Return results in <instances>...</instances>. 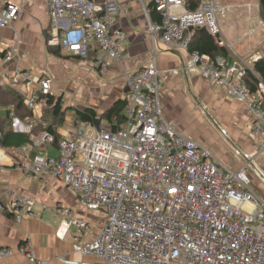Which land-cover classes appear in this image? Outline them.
<instances>
[{
    "label": "built area",
    "instance_id": "2783aa9c",
    "mask_svg": "<svg viewBox=\"0 0 264 264\" xmlns=\"http://www.w3.org/2000/svg\"><path fill=\"white\" fill-rule=\"evenodd\" d=\"M149 1L159 15V22L149 24L152 42L177 44L187 51L197 29L220 38L216 14L225 6L215 0H198L194 10L186 9L185 0ZM45 2L51 25L48 47L80 60H87L90 50L97 48L102 57L93 69L100 73L108 59H119L116 45L123 35L111 32L119 13L115 0ZM17 11L13 5L0 10V28L17 19ZM12 53L3 56V62ZM154 67L152 60L138 72L124 73V121L119 127L113 129L106 122L80 125L59 139L56 156L33 159L31 175L52 176L78 196L87 211H105L106 222L98 235L78 246L82 255L101 264H264V201L245 173L252 155L235 150L245 165L227 170L209 151L166 124L160 115ZM186 69L209 79L210 85L225 86L252 116V132L264 142V84L258 83V93H251L243 84L247 70L197 51L190 54ZM10 80L14 85L30 83L32 73L2 72L0 88ZM52 83L51 77L41 76L35 82L38 93L25 97L26 108L32 112L44 108ZM26 121L11 113L15 133L31 132L35 122ZM220 134L226 137L224 130ZM53 144V136L43 130L31 145L8 152L15 156ZM263 153L264 143L257 145L255 155ZM34 206L32 198L12 192L7 206L0 203V212H11L19 222L21 215H33ZM62 210L70 213L57 209ZM20 250L29 264H43L26 245ZM9 255V249L0 247V256Z\"/></svg>",
    "mask_w": 264,
    "mask_h": 264
},
{
    "label": "crops",
    "instance_id": "0c3cea01",
    "mask_svg": "<svg viewBox=\"0 0 264 264\" xmlns=\"http://www.w3.org/2000/svg\"><path fill=\"white\" fill-rule=\"evenodd\" d=\"M115 1L119 13L111 32L120 31L123 35L116 45L119 59H108L107 67L100 73L93 69L95 61L102 57V52L97 48L90 50L87 60H80L60 50L58 54L47 51L50 48L46 41L51 34V25L45 0H0L1 11L7 5L18 7L17 19L0 28V53L5 56L13 51L7 62H3L0 57V74L16 70H29L32 73V82L14 85L10 80L5 87L0 88L1 91L20 96L25 104L27 95L32 91L38 93L35 82L41 76L51 77L52 93L46 96V102L50 96L61 99L63 124L55 125L56 129L54 125L52 127L64 138L70 133L63 127L67 110L72 111V118L73 108L76 107H88L101 114L117 100L124 101V73L138 72L154 60L159 71L161 119L166 124L211 152L215 144L208 147L209 140L202 138V132L210 129L211 123L217 122L226 133V137L219 133L220 138L228 140L234 150L252 155L253 162L250 163H254V158L264 155H255L257 145L264 142L252 132L253 118L245 107L233 99L225 86L210 85L209 79L186 69L190 54L195 51L189 53L181 50L177 44L152 42L149 34L150 1ZM233 6H225L228 13L219 23L218 39L227 53L213 57L205 55L214 60L225 59L234 64L236 69L250 71L255 61L264 58V24L259 17L258 4L256 18L255 5L240 6L247 10L252 8L254 13L252 17L243 19L237 17L235 13L238 10ZM201 104L205 112L201 110ZM45 107L32 112L25 105V111H30L32 115L27 118L19 113L16 115L10 106L0 105V119L8 117L9 121L5 131L1 130L3 137L0 139V203L7 206L12 192L30 197L35 203L33 215H21L19 222L11 212H0V247L10 251L9 256L0 257V264H29L20 250L23 245L43 264H101L93 256L82 255L78 246L98 235L106 222L105 211H87L80 205L78 196L52 176L31 175L33 159L43 155L56 156L57 145L33 148L15 156L8 152V149L31 145L32 138L42 131L37 132L35 127L46 126L42 120ZM11 113L22 122L33 120L35 126L31 132L15 133L11 128ZM11 134L24 135L27 142L17 146L2 145L6 135ZM226 146L214 148L216 151L211 152L218 158V164L231 171L243 167L245 160L235 153L233 158L239 163L228 167L232 158L222 150H226ZM257 163L255 161V165ZM61 208H66L70 213L66 214L64 210L58 212L57 209ZM81 223L83 226H80Z\"/></svg>",
    "mask_w": 264,
    "mask_h": 264
},
{
    "label": "trees",
    "instance_id": "16d2710c",
    "mask_svg": "<svg viewBox=\"0 0 264 264\" xmlns=\"http://www.w3.org/2000/svg\"><path fill=\"white\" fill-rule=\"evenodd\" d=\"M104 0H96V2L101 3ZM198 0H185V6L187 10H194L197 7ZM152 6V5H151ZM259 17L264 24V0H258ZM150 21L151 23L159 22L158 13L151 7L150 8ZM49 53L58 54L59 50H54L47 48ZM189 53L192 51H197L202 54H208L210 56L224 55L227 50L224 46L220 45V41L217 37L210 36L205 30L197 29L194 33L193 39L187 49ZM3 54L0 53V57L3 58ZM258 83L264 84V58L258 59L252 64V71H246L243 77V84L249 89L251 93H258ZM124 101L119 99L114 102L109 109L97 114L93 109L88 107L73 108V118L72 125L74 128L83 125L86 122L96 123V122H106L113 129L119 127L124 121ZM0 105L10 106L11 110L17 115L21 114L22 117H31L30 111H25L24 100L11 92L5 93L0 89ZM264 107V106H263ZM9 112V111H8ZM7 112V116H8ZM8 118V117H7ZM5 119H0V129L5 131L4 128L7 127L9 121ZM42 120L46 123V126L39 127L36 126V131L41 130L48 132L54 138V144H56L59 139L63 138L55 131L57 124L61 125L64 120V113L62 111L61 99L55 98L54 96L47 97L46 107L42 113ZM54 125L55 129L52 127ZM41 128V129H40ZM40 129V130H39ZM8 133V132H7ZM6 133V134H7ZM27 142V138L24 135L11 134L6 135L2 141V145L14 144L22 145Z\"/></svg>",
    "mask_w": 264,
    "mask_h": 264
},
{
    "label": "rangeland",
    "instance_id": "374dc122",
    "mask_svg": "<svg viewBox=\"0 0 264 264\" xmlns=\"http://www.w3.org/2000/svg\"><path fill=\"white\" fill-rule=\"evenodd\" d=\"M215 2L219 5V6H227V5H234L233 7L236 8V10H238L235 14L237 15V17L243 19L245 17H252L253 16V11L252 8L250 9H244L240 6H244V5H248L249 7H252L251 4L255 5L254 8V12L255 15L254 17H257V4H258V0H215ZM1 10V8H0ZM228 10L226 9V7L218 12L216 14V19H217V23L219 25L220 21L224 20L226 18V14ZM240 22L243 20H239ZM239 22V23H240ZM201 110L202 111H206L203 109V105H200ZM65 123L63 125V127H65L67 130H69L70 132H72L74 130H77L76 128L74 129V126L71 123L72 120V111L71 110H67L66 115H65ZM211 123V122H210ZM61 124H63V122H61ZM60 125V124H59ZM211 127L210 129L207 130H203L202 132V138H204V140H209L208 142V147L211 148V144H215L214 147H212L211 152H215L216 150L214 148H221L222 146H226L224 147L226 150L222 149L224 151L225 154L229 155L230 158H232L230 164L228 165V167L232 168L233 165L232 164H238L239 160L233 158L234 156V152L235 150L233 148H231V145L229 144L228 140H224L222 138H220L219 133L221 130V126L219 125L217 122L216 123H211ZM82 130H85V128L81 127ZM210 152V154L214 157V159L219 162L216 156H214L212 153ZM260 157V159L255 160L256 158ZM256 158H254V163H250V165H247V168L245 169V173H247L248 177L250 178V184L251 187L254 189V191L256 192V194L258 195V197L263 198L264 201V155L258 156ZM255 161H257V165H255ZM253 162V161H252ZM66 209V208H65Z\"/></svg>",
    "mask_w": 264,
    "mask_h": 264
},
{
    "label": "bare ground",
    "instance_id": "6f19581e",
    "mask_svg": "<svg viewBox=\"0 0 264 264\" xmlns=\"http://www.w3.org/2000/svg\"><path fill=\"white\" fill-rule=\"evenodd\" d=\"M153 7V6H152ZM154 9V8H153ZM118 60V59H117ZM116 61V60H115ZM155 68V71H156V73H157V76H158V73H159V71L157 70V68H156V66L154 67ZM124 86H125V82H124ZM144 89L145 90H147V85H144ZM161 113V112H160ZM161 115V114H160ZM0 257H2V256H0ZM2 258H4V257H2Z\"/></svg>",
    "mask_w": 264,
    "mask_h": 264
}]
</instances>
